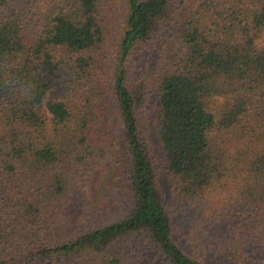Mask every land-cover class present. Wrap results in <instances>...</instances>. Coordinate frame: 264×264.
Instances as JSON below:
<instances>
[{"label": "trees", "instance_id": "obj_1", "mask_svg": "<svg viewBox=\"0 0 264 264\" xmlns=\"http://www.w3.org/2000/svg\"><path fill=\"white\" fill-rule=\"evenodd\" d=\"M5 55L0 264H264V0H0Z\"/></svg>", "mask_w": 264, "mask_h": 264}, {"label": "rangeland", "instance_id": "obj_2", "mask_svg": "<svg viewBox=\"0 0 264 264\" xmlns=\"http://www.w3.org/2000/svg\"><path fill=\"white\" fill-rule=\"evenodd\" d=\"M111 116V115H110ZM109 117V116H108ZM109 122V131L114 132V129L111 127V120L108 119ZM116 131V130H115ZM117 132V131H116ZM168 188V186H166ZM120 196L124 197L126 196L124 193H122ZM224 196H216L212 198V203L205 208V210L200 208L198 205L196 207L193 206H186L182 204L179 210V215H186V216H193L191 221L187 225L188 231L192 230L195 233L196 238H200L203 242L208 243L209 245H215V247L219 246V237L220 235L217 233L216 229L210 228L211 219H209L207 216L212 215L215 213L216 216H220L224 222V225H226V215L228 212L223 209V204L220 202V200H223ZM117 199V198H116ZM116 199H109L111 202ZM123 198H120L118 202V205L121 204V207L125 206V201H122ZM109 205H100L96 206L94 208H90L88 210H81L80 214L78 213L77 216H75V212L71 213V220L75 221V225L82 227H85V224H94L99 225L105 222L106 220H109L113 218V215L115 213H118L117 210L119 208L110 206ZM190 224V225H189ZM224 255V254H222Z\"/></svg>", "mask_w": 264, "mask_h": 264}, {"label": "clouds", "instance_id": "obj_3", "mask_svg": "<svg viewBox=\"0 0 264 264\" xmlns=\"http://www.w3.org/2000/svg\"><path fill=\"white\" fill-rule=\"evenodd\" d=\"M14 67L11 58L6 55L0 57V94L31 99L35 92V84L28 79L14 75Z\"/></svg>", "mask_w": 264, "mask_h": 264}]
</instances>
